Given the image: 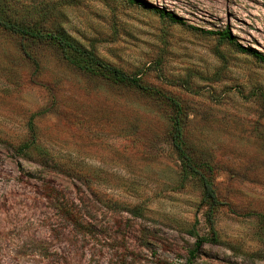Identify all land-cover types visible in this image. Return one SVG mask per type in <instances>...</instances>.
Returning <instances> with one entry per match:
<instances>
[{"label": "rangeland", "instance_id": "1", "mask_svg": "<svg viewBox=\"0 0 264 264\" xmlns=\"http://www.w3.org/2000/svg\"><path fill=\"white\" fill-rule=\"evenodd\" d=\"M144 1L182 22L130 0H0L185 104L187 140L221 163L233 204L217 241L190 232L198 218L211 236L168 104L0 27V264H264V61L208 33L264 54V0Z\"/></svg>", "mask_w": 264, "mask_h": 264}, {"label": "trees", "instance_id": "2", "mask_svg": "<svg viewBox=\"0 0 264 264\" xmlns=\"http://www.w3.org/2000/svg\"><path fill=\"white\" fill-rule=\"evenodd\" d=\"M131 3H139L151 7L162 17H167L173 22H182L181 18L166 9L149 4L144 0H130ZM0 27L16 35L26 45L30 42H43L52 45L60 51L62 57L78 70L93 76H101L106 80L132 87L142 93L164 101L168 104L170 112L168 115L169 130L168 138L174 149L177 159L180 162V180L185 184L188 179L201 189V198L198 204L199 212L204 216L206 224L211 230V236L200 235L196 231L198 218L190 232L196 236V248L208 241H217L215 236V218L220 209L225 206H232V201L224 196L218 186V177L221 170V163L200 154L192 147L186 137L185 125L188 119V111L185 104L177 97L167 94L162 89L146 83L141 76L129 73L101 59L93 49L78 44L71 36L60 29L48 30L38 21H26L14 18L5 11V6L0 2ZM208 33L216 34L219 39L228 41L238 50L249 53L257 59L264 61V54L251 46H244L236 40L235 35L229 28L222 30H208ZM31 131H35L33 124ZM33 140L24 142L19 146L20 151L30 147ZM235 208H233L234 210ZM254 211V210H252ZM256 211V210H255ZM258 215L264 225V212H252ZM195 251L191 250L194 255Z\"/></svg>", "mask_w": 264, "mask_h": 264}]
</instances>
